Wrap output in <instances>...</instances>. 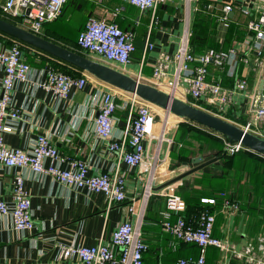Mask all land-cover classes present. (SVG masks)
<instances>
[{"label":"crops","instance_id":"obj_1","mask_svg":"<svg viewBox=\"0 0 264 264\" xmlns=\"http://www.w3.org/2000/svg\"><path fill=\"white\" fill-rule=\"evenodd\" d=\"M4 1L0 0V5ZM205 1L208 4L204 8ZM225 4H230L233 7V11L228 15L227 27H224L219 19L220 8ZM202 5L205 14L208 13L218 20L213 34L210 35L209 43L220 50L233 47L246 53L249 59L247 65L239 62L222 70L212 69L210 71L211 77L223 87H232L236 77L246 79V91L241 95L234 96L227 111L232 114L233 120L226 119L227 113L224 118L242 128L246 122L254 121L255 111L251 99L256 93L262 92L261 72L257 67V62L264 60V41L261 43L262 55L258 56L253 50L255 35L247 28L248 22L255 19L263 8L259 0H170L158 5L154 18L151 17L149 11H141L122 0H67L59 18L45 24L38 36L138 79L139 82L166 91L165 84L170 76L156 80L152 75L153 66L162 53L173 55L178 50L183 37L188 36L189 44L192 24L196 14L203 10L201 9ZM1 13L4 17L11 18L4 12L1 11ZM89 18L104 19L116 24L123 31H130L134 34L135 52L132 54L130 64L120 66L108 63L100 57L78 48L76 42L78 34L84 29ZM15 22L17 21L15 20ZM229 25L234 27L231 39L227 35ZM147 36L153 47L144 54L143 64L140 65ZM30 56L33 61L30 66L34 70L43 68L46 59L55 60L49 54L35 48H30ZM58 63L63 64L61 61ZM65 66L77 75L75 77L86 76L85 88L82 91H74L67 101L53 99L44 90L35 88L32 84L36 79V74L33 71L30 75L31 81L16 84L13 98L22 113V119L12 121L14 131L4 135V142L8 147L24 149L29 147L38 135L46 133L62 155L84 160L89 164L91 173L110 172L116 165V159L106 151L105 146L109 142L119 140L123 135L129 94L100 81L82 69L67 64ZM172 71L173 65L170 66V73ZM2 76L3 71L0 66V85ZM186 87V83L180 81L174 95L179 98L185 97L189 102L191 99L186 95ZM107 90L116 93V102L119 107L115 112L111 138L108 141H99L95 139L93 133L94 119L97 115L95 105L100 93ZM199 106L206 109L200 104ZM158 110L162 112L163 118L164 111ZM173 117L175 116L172 115L169 118V124ZM175 128L169 133L166 132V138L172 140ZM258 131L264 133V126ZM225 142L224 140V145ZM153 143L152 148L155 151L158 142L153 141ZM146 146L148 147L147 143ZM172 149H174L173 144L168 146L163 141L160 157L152 168L148 166L151 161L150 157L154 154V151L150 149L147 152V164L144 163L135 169H129L125 164H122L120 168L126 175L127 199L124 203L113 205L109 209H107V202L103 194L65 188L54 182L51 177L34 175L27 168L0 167V197L4 201H10L13 176L22 175L26 180L25 187L30 196L31 211L35 221L33 231L19 232L13 229L10 216L0 215V264H81L75 257L62 259L59 256L60 245L92 246L99 239L109 242L111 234L118 224L127 220L135 223L136 214L142 205L145 213L150 196H152L149 204L151 220L143 218L141 227L143 240L149 246H157L156 250L159 254L164 247H169L172 243L176 245L173 239L163 233L161 226L155 222L157 219L162 220L161 217L166 208L163 188H158L178 172L183 173L189 169V166L185 167L182 164L174 170H170L169 152ZM208 159L209 157L204 158V161ZM208 172H210V168L207 166L180 181V184ZM248 182L249 176L243 173L240 187L234 186L227 192L220 193H226L234 202L237 204L240 202L252 211L263 210L262 199L257 207H251L252 192L250 187L246 186ZM149 183L151 184V193L144 204L143 197ZM219 195L217 201L222 205ZM131 205L134 209L132 214L128 211V207ZM229 212L228 215L225 214L221 211V207L219 210H215L216 216L220 213L223 218L219 238L230 243L237 251H242L247 243L258 233H262L264 229L256 231L257 233L251 237L249 233L250 215L246 211H241L240 206L237 212ZM167 237L169 240L165 241ZM158 261L157 258L156 264H159ZM229 261L232 264L246 262L243 261V258L235 257ZM245 264L252 263L246 262Z\"/></svg>","mask_w":264,"mask_h":264},{"label":"built area","instance_id":"obj_2","mask_svg":"<svg viewBox=\"0 0 264 264\" xmlns=\"http://www.w3.org/2000/svg\"><path fill=\"white\" fill-rule=\"evenodd\" d=\"M67 0H5L0 9L12 19L17 26L35 34H40L45 24L59 18ZM141 11H149L154 18L157 7L170 0H122ZM29 13L26 15V11ZM219 17L224 27L228 26V15L233 11L230 4L220 8ZM247 28L254 33L255 42L253 50L256 55H262V41H264V7L256 19L248 22ZM77 46L81 51L100 57L108 63L125 66L131 63L135 52L134 34L123 31L116 24L104 19L89 18L77 37ZM152 43L147 36L140 65L143 64L144 54L151 50ZM239 62L247 65L249 59L246 53L230 47L226 50L208 49L203 53L194 54L190 51L188 36L181 39L178 50L169 55L162 53L153 66V77L156 80L170 76L166 81L167 90L163 92L172 94L178 88L179 82L186 83V95L193 101L192 105L219 118H225L235 95L246 91L247 81L243 77L235 78L232 87H223L211 77L212 69H224ZM173 71L170 73V66ZM0 66L3 71L0 90V167L27 168L32 174L49 176L54 182L72 190H83L88 193L103 194L107 209L113 205L126 201V175L121 171L125 164L129 169L147 164L148 150L152 148L153 141L158 142L154 154L150 157L149 168L157 162L161 152L162 142L168 146L172 140L166 138L168 124L161 119L156 121L155 106L145 102L134 94H129L126 124L122 137L117 141L109 142L105 148L116 159V165L110 172L91 173L89 164L82 159L62 155L53 145L48 134H40L27 148H11L4 142V135L14 131L12 121L22 119V113L16 106L13 93L17 83H28L34 71L36 79L35 88L48 93L53 99L67 101L74 91H82L86 84V76L73 77L55 70L51 66L32 69L26 61L24 52L19 44L4 46L0 43ZM261 72V93L252 97V107L255 111L254 121H248L242 129L264 139V133L258 131L264 126V60L257 62ZM138 80V79H137ZM176 97V96H175ZM179 98V97H177ZM186 100L185 97L179 98ZM97 115L94 119L93 133L96 140L108 141L115 122V112L118 109L116 93L112 90L103 91L96 101ZM255 128H257L255 130ZM155 133L154 130H158ZM160 137L162 139L160 140ZM146 143L148 147L146 146ZM245 149L240 143L225 142V154L233 155ZM247 150V149H246ZM260 155V154H259ZM263 156V155H261ZM264 157V156H263ZM188 167V164H184ZM25 178L16 174L12 179V194L10 201L0 197V215L10 216L15 231H33L35 221L31 211V200L25 187ZM149 186L147 198L151 193V184H147L144 197ZM175 185L162 189L165 198V212L160 222L163 233L169 235L173 242L194 244L199 248L197 257L178 258L174 264H206V251L209 247L216 248L222 253L224 263L231 258H243L252 264H264V231L258 233L247 243L242 251L224 239L214 235L216 221L215 212L201 211L196 217L187 219L185 201L176 194ZM222 201L221 211L225 214L235 213L239 205L220 193ZM202 203L215 205L216 198L201 199ZM128 211L134 213L133 206ZM135 223L131 220L121 222L111 234L109 242L103 239L92 246L60 245L59 256L62 259L75 257L81 264H143L144 254L148 245L142 238V222L144 207L137 212ZM228 215V214H227ZM174 247L172 243L170 245ZM221 260V261H222Z\"/></svg>","mask_w":264,"mask_h":264},{"label":"trees","instance_id":"obj_3","mask_svg":"<svg viewBox=\"0 0 264 264\" xmlns=\"http://www.w3.org/2000/svg\"><path fill=\"white\" fill-rule=\"evenodd\" d=\"M207 4L208 2L205 1L204 8ZM202 7L203 5L201 6V9H203ZM1 11L2 10L0 9V18L9 23L17 25L14 19L4 17ZM216 19L211 15H208V13L205 14L204 9L202 11L200 10L196 14L189 37V46L192 53H201L204 50H208V48L220 51V49L214 48L212 43H209L210 35L213 34L212 32H214V29L218 23V20ZM229 26L230 27L228 29L227 35L229 39H231L233 36L234 27L231 25ZM0 43L7 47L15 43L19 44L20 49L24 52L26 61L29 64L33 62L31 58L32 56H30V48L33 47L23 44L1 32ZM53 58L58 62L61 61L65 65L67 64L71 67H74L60 59L55 57ZM55 60L46 59V64L44 66H51L55 70L73 77L77 76L70 68L58 63ZM189 103L194 102L189 101ZM226 119L233 120L232 114L230 112L227 113ZM175 127L176 128L172 137L174 149L169 152V157L171 159V164L169 166L170 170H174L185 163L190 165L191 159L199 155H203V158L209 157V159L218 158L217 162L208 166L210 168V172L202 173L199 177H192L190 180H185L184 183L175 190L176 194H178L186 203V211L184 215L187 219L196 217L201 211L215 212V210H219L222 206L221 202L217 201L215 205H209L202 203L201 199L216 198L222 191L227 192L234 186L240 187L239 184L243 173H246L249 176V182L246 184V186L250 187L249 189L252 192V201L250 203L251 207H257L260 204L261 199L264 204V158H262L259 154L246 149H242L233 155L225 154L223 143L224 140L227 141V139L220 134L215 135L216 133L214 131L210 132L208 128L193 121L184 119V121L177 123ZM204 146L205 149L202 150ZM205 154L208 155L205 156ZM151 197L152 196L149 197L147 208L144 213V219L148 220H151V215L149 213ZM238 205L240 206L241 211H246L251 217V222L249 224L250 231L252 227H256L257 229L255 230H258L259 226H262L264 223V209L252 211L240 204V202ZM253 220L255 223L252 222ZM222 221V215L218 213L214 225V235L216 237L220 236ZM155 222L160 225L161 220L157 219ZM255 230H253V232ZM167 240H169V237L165 238V241ZM187 247H196V253L189 256H174V254H176L180 249H186ZM156 248L157 246L148 245V251L143 257V264H146L148 260L151 259H153L156 263L157 258L159 261L161 259V264L162 260H164L163 264H174L178 258H195L199 255V248L194 244L176 242L174 247H164L161 254L158 253ZM207 253L208 250L206 251V264L208 263ZM149 255L150 258L148 259Z\"/></svg>","mask_w":264,"mask_h":264},{"label":"water","instance_id":"obj_4","mask_svg":"<svg viewBox=\"0 0 264 264\" xmlns=\"http://www.w3.org/2000/svg\"><path fill=\"white\" fill-rule=\"evenodd\" d=\"M29 10L26 11V15ZM0 32L35 49L43 51L57 59L71 64L74 67L88 72L100 81L126 93L134 94L145 102L171 113L179 119H187L204 126L217 134L222 135L229 143H240L245 149L264 156V139L245 131L237 125L217 116H214L191 103L181 100L172 94L163 92L155 86L148 85L117 71L109 66L95 62L64 47L54 44L35 35L15 24L0 18ZM218 158L204 161L202 156L191 159L189 169L178 174L158 189L176 184L190 175L202 170Z\"/></svg>","mask_w":264,"mask_h":264},{"label":"rangeland","instance_id":"obj_5","mask_svg":"<svg viewBox=\"0 0 264 264\" xmlns=\"http://www.w3.org/2000/svg\"><path fill=\"white\" fill-rule=\"evenodd\" d=\"M259 1H261V3H262V5H263V7H264V0H259ZM257 18V17H256ZM255 18V19H256ZM253 20V19H252ZM157 111V114H156V121H157V123H158V125L160 124V122H161V119H163L162 118V112L160 111V110H156ZM171 122H170V124L168 125V129H167V132L169 133V132H171V130L172 129H174V127L177 125V123H179L180 121H184V119H179V118H176V117H173V118H171ZM210 132L212 131V130H210V129H208ZM154 132L155 133H159V129L158 130H154ZM216 133V132H215ZM214 133V134H215ZM215 135H218L217 133L215 134ZM205 149V146L202 148V150H204ZM208 155V154H207ZM206 154H205V156H207ZM201 156H203V155H201ZM207 158V157H206ZM181 172H178L176 175H178V174H180ZM175 175V176H176ZM174 176V177H175ZM172 178H173V176H172ZM171 178V179H172ZM182 184H180V182L179 183H177L176 185H175V187H176V189H177V187H179V186H181ZM253 223H255V221L253 220L252 221ZM255 229H257L256 227H252L251 228V231H249V233H250V236L252 237L254 234H256L259 230H263L264 229V225L263 226H261V229H260V226H259V228H258V230H255ZM253 230H255L254 232H253ZM257 231V232H256ZM208 253H207V259H208V263L207 264H232L231 263V261H228L227 263L225 262L224 263V260H222V256H221V253L219 252V250L218 249H216V248H212V247H209L208 249ZM196 251H197V248L196 247H187L186 249H180L176 254H174V256L175 257H178V256H189V255H194L195 253H196ZM150 258V255L148 256V259ZM222 260V261H221ZM243 261H245L244 259H243ZM164 263V260H162V264ZM235 263V262H234ZM246 263V262H245ZM244 262H241V264H245ZM146 264H156L155 263V261L153 260V259H151V260H148V262L146 263ZM159 264H161V259H160V261H159Z\"/></svg>","mask_w":264,"mask_h":264},{"label":"bare ground","instance_id":"obj_6","mask_svg":"<svg viewBox=\"0 0 264 264\" xmlns=\"http://www.w3.org/2000/svg\"><path fill=\"white\" fill-rule=\"evenodd\" d=\"M155 108H158V109H161V108H159V107H155ZM161 110H163V109H161ZM164 111V110H163ZM173 114H171V113H167L166 111H164V116H163V121H164V124L166 123V124H168L169 125V118L172 116ZM173 116H175V115H173ZM175 117H177V116H175ZM178 118V117H177ZM162 139V137H160V140ZM148 192H149V186H148V188H147V191H146V194H145V198H144V204H145V202H146V199H147V196H148Z\"/></svg>","mask_w":264,"mask_h":264}]
</instances>
